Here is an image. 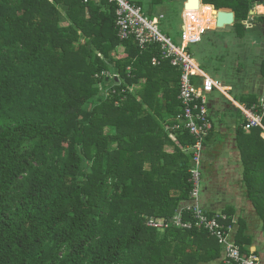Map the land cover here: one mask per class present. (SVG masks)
<instances>
[{"label":"trees","instance_id":"obj_1","mask_svg":"<svg viewBox=\"0 0 264 264\" xmlns=\"http://www.w3.org/2000/svg\"><path fill=\"white\" fill-rule=\"evenodd\" d=\"M261 1L200 0L231 8L239 34ZM158 52L118 39L109 0H0V264H225L207 231L147 225L188 202L195 141ZM263 129L239 127L236 145L264 240Z\"/></svg>","mask_w":264,"mask_h":264},{"label":"crops","instance_id":"obj_2","mask_svg":"<svg viewBox=\"0 0 264 264\" xmlns=\"http://www.w3.org/2000/svg\"><path fill=\"white\" fill-rule=\"evenodd\" d=\"M130 1L135 4L140 3L137 5L142 10L140 1ZM186 2L187 0H182V4ZM199 5L209 8L206 18H202ZM258 7H263V5L252 6L248 19L243 22V33L239 34L233 24L217 28L213 7L204 5L199 0L194 16L196 20H202L209 26L210 29L205 34L207 32L210 34L202 37L193 50L189 47V52L203 74L222 81L223 92L228 99L226 101V97L222 96V92L217 89L208 94V110L212 129L207 134L202 156L201 173L203 183H205L204 186L202 183L200 191L201 204L205 209L215 213H225V210L230 209L236 220L238 217H243L250 224L249 229L252 230L251 234L254 237L249 251L250 253L258 252L264 263L261 223L258 221L256 211L252 202L247 198L241 182V159L236 145L237 129L242 127L244 121L237 105L251 106L257 103L264 94V73L262 71L264 25L255 21V16L264 13ZM184 11L185 7L182 6L181 20ZM147 12L144 15L154 17L162 14V19H164L162 12L156 15H153L151 10ZM210 70L214 71L215 77L210 76ZM193 81L196 85H200L201 77L196 76ZM249 102L251 103L248 104ZM262 136L264 137V132ZM236 231L237 224L233 233L234 239Z\"/></svg>","mask_w":264,"mask_h":264},{"label":"built area","instance_id":"obj_3","mask_svg":"<svg viewBox=\"0 0 264 264\" xmlns=\"http://www.w3.org/2000/svg\"><path fill=\"white\" fill-rule=\"evenodd\" d=\"M86 2L87 0H83ZM115 4V26L117 36L120 40L132 39L140 50H144L150 45L158 47V56L151 58L152 65H158L164 59H168L171 64L180 71L178 100L182 106V119L184 126L194 137V143L190 146L193 154L190 168V192L189 200L181 206L176 214L169 218H151L147 225L165 229L169 226L179 228L196 227L207 231L214 236L218 243L223 246V257L225 264H264L258 254L250 253L243 255L239 246L235 243L233 233L236 220L231 218V224L227 222L230 216L225 213L209 212L201 205L200 186L202 173L200 170L204 150V138L212 129L209 119L207 95L213 90L223 92L222 81L213 79L201 71L189 52V47L201 41L205 32L210 29L202 20H195L191 15L187 18L186 8L182 14V29L180 44H175L172 39L164 34L160 28V21L163 15L148 17L143 14L141 8L130 0H109ZM263 5L255 3L254 6ZM254 9V8H253ZM216 24V18H215ZM105 75H109L108 72ZM200 76L201 83L196 85L194 77ZM244 117L242 127L249 131L253 127L263 128L264 117V94L259 101L251 106L245 104L237 105ZM172 139H175L171 135ZM189 216V219H182V215Z\"/></svg>","mask_w":264,"mask_h":264},{"label":"rangeland","instance_id":"obj_4","mask_svg":"<svg viewBox=\"0 0 264 264\" xmlns=\"http://www.w3.org/2000/svg\"><path fill=\"white\" fill-rule=\"evenodd\" d=\"M135 1L141 2L143 14H147L148 13L147 11H150V10L152 11L153 15H156L162 12L164 14V19L160 21V25H159L160 30L164 34L165 33L169 34V36H171L172 41L175 44H180L181 23H182L181 8L182 6L184 7L185 5V4H182V0H135ZM195 13H196L195 8H190V7L186 8L185 14L187 15V18H189L191 15H194ZM209 34L210 32H207L202 37L204 38L207 35L209 36ZM194 46L195 44L190 46L192 50ZM123 49L124 48L119 45L116 51L120 53L123 51ZM209 74L211 77H215L214 71L210 70ZM221 95L226 97L225 100L228 101L227 96L225 95L224 92H222ZM207 98H208V95H207ZM222 100L224 99L222 98ZM202 183H203V180L201 181L200 191L202 189ZM204 183H203V186H204Z\"/></svg>","mask_w":264,"mask_h":264},{"label":"water","instance_id":"obj_5","mask_svg":"<svg viewBox=\"0 0 264 264\" xmlns=\"http://www.w3.org/2000/svg\"><path fill=\"white\" fill-rule=\"evenodd\" d=\"M199 1L198 0H187L184 7H190L195 8L198 6ZM213 12L216 15V27L221 28L228 25H232L234 22V12L229 7H220L218 9H215L213 7Z\"/></svg>","mask_w":264,"mask_h":264},{"label":"bare ground","instance_id":"obj_6","mask_svg":"<svg viewBox=\"0 0 264 264\" xmlns=\"http://www.w3.org/2000/svg\"><path fill=\"white\" fill-rule=\"evenodd\" d=\"M199 1V0H198ZM264 7V6H263ZM263 7H258L259 9H260V11L262 12V13H264V8ZM199 9H201L202 11H201V16H202V18H206L207 16H208V13H209V8H204V7H201L200 5H199ZM198 14V13H197ZM202 205V204H201ZM234 238V237H233Z\"/></svg>","mask_w":264,"mask_h":264}]
</instances>
